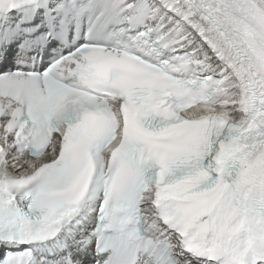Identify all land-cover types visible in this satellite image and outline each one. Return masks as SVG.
I'll list each match as a JSON object with an SVG mask.
<instances>
[{"label":"snow or ice","instance_id":"1","mask_svg":"<svg viewBox=\"0 0 264 264\" xmlns=\"http://www.w3.org/2000/svg\"><path fill=\"white\" fill-rule=\"evenodd\" d=\"M0 264H264V0H0Z\"/></svg>","mask_w":264,"mask_h":264}]
</instances>
